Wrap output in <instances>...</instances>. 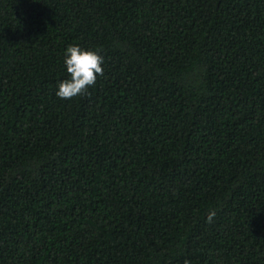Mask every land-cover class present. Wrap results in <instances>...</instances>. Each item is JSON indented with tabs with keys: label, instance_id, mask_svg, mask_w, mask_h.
<instances>
[{
	"label": "trees",
	"instance_id": "trees-1",
	"mask_svg": "<svg viewBox=\"0 0 264 264\" xmlns=\"http://www.w3.org/2000/svg\"><path fill=\"white\" fill-rule=\"evenodd\" d=\"M185 260L264 264V0H0V264Z\"/></svg>",
	"mask_w": 264,
	"mask_h": 264
},
{
	"label": "clouds",
	"instance_id": "clouds-1",
	"mask_svg": "<svg viewBox=\"0 0 264 264\" xmlns=\"http://www.w3.org/2000/svg\"><path fill=\"white\" fill-rule=\"evenodd\" d=\"M100 49H85L78 44H70L65 50L64 63L66 65L68 79L59 82L56 95L60 99H72L87 91L97 81V76H103V56ZM216 216V210L210 209L207 221L211 223ZM184 264H190L185 260Z\"/></svg>",
	"mask_w": 264,
	"mask_h": 264
}]
</instances>
